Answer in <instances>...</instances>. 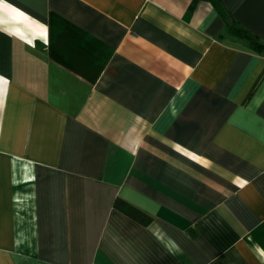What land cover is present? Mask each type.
Segmentation results:
<instances>
[{"label":"crops","instance_id":"0c3cea01","mask_svg":"<svg viewBox=\"0 0 264 264\" xmlns=\"http://www.w3.org/2000/svg\"><path fill=\"white\" fill-rule=\"evenodd\" d=\"M230 18L264 41V0L0 2V264H264V48Z\"/></svg>","mask_w":264,"mask_h":264},{"label":"trees","instance_id":"16d2710c","mask_svg":"<svg viewBox=\"0 0 264 264\" xmlns=\"http://www.w3.org/2000/svg\"><path fill=\"white\" fill-rule=\"evenodd\" d=\"M227 24L229 32L238 37L244 38L247 45L251 49L255 51H261L262 48H264V41L260 40L256 35L240 25L236 19L230 18ZM113 205L126 215L136 219L141 223L145 224L150 220V216L147 213L120 197H116L114 199Z\"/></svg>","mask_w":264,"mask_h":264},{"label":"snow or ice","instance_id":"6c2138e0","mask_svg":"<svg viewBox=\"0 0 264 264\" xmlns=\"http://www.w3.org/2000/svg\"><path fill=\"white\" fill-rule=\"evenodd\" d=\"M0 2H2V0H0Z\"/></svg>","mask_w":264,"mask_h":264}]
</instances>
